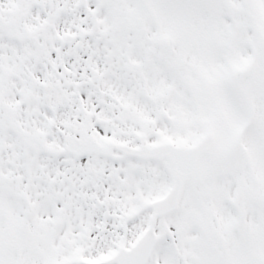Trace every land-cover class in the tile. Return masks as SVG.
<instances>
[{"label": "snow or ice", "instance_id": "1", "mask_svg": "<svg viewBox=\"0 0 264 264\" xmlns=\"http://www.w3.org/2000/svg\"><path fill=\"white\" fill-rule=\"evenodd\" d=\"M0 264H264V0H0Z\"/></svg>", "mask_w": 264, "mask_h": 264}]
</instances>
